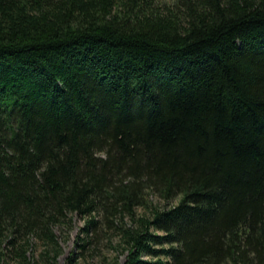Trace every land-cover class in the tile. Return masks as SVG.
Returning a JSON list of instances; mask_svg holds the SVG:
<instances>
[{
  "label": "trees",
  "instance_id": "obj_1",
  "mask_svg": "<svg viewBox=\"0 0 264 264\" xmlns=\"http://www.w3.org/2000/svg\"><path fill=\"white\" fill-rule=\"evenodd\" d=\"M75 215L114 264H264V0H0V264Z\"/></svg>",
  "mask_w": 264,
  "mask_h": 264
},
{
  "label": "rangeland",
  "instance_id": "obj_2",
  "mask_svg": "<svg viewBox=\"0 0 264 264\" xmlns=\"http://www.w3.org/2000/svg\"><path fill=\"white\" fill-rule=\"evenodd\" d=\"M142 209L139 208L138 212L142 213ZM74 227L72 229L67 230L54 226L55 232L58 235V241L61 244L62 252L57 258V264H64L65 259L72 251H77L80 249L76 246V238L79 232V227L84 224V220L80 219L78 216L73 217ZM119 237L117 235H113L112 237L105 236L100 239L99 242L93 243L89 246V248H93L89 252L84 251L82 248L79 264H114V260L117 257V262L121 263L124 259L125 254L121 251L122 246L120 245Z\"/></svg>",
  "mask_w": 264,
  "mask_h": 264
}]
</instances>
